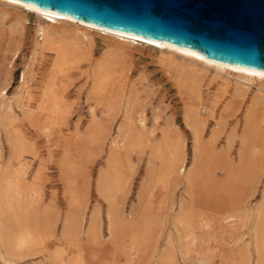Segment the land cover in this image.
<instances>
[{"label": "rangeland", "instance_id": "1", "mask_svg": "<svg viewBox=\"0 0 264 264\" xmlns=\"http://www.w3.org/2000/svg\"><path fill=\"white\" fill-rule=\"evenodd\" d=\"M0 9V111L11 100L0 128V264H195L197 256L255 264L251 234L264 222V105L253 107L256 83L236 92L230 76L225 90L213 70L200 72L197 99L178 86L175 62L161 60L158 48L94 34L93 44L74 38L78 50L69 43L79 56L58 77L62 112L40 116L33 111L55 54L34 51V12ZM23 13L28 21L15 18ZM104 52L112 65L93 87L92 68ZM23 69L33 99L16 96ZM187 104L205 120L194 155ZM124 112L132 122L143 113V135L122 138ZM177 137L181 172L165 165ZM21 231L30 239L18 249L10 242Z\"/></svg>", "mask_w": 264, "mask_h": 264}, {"label": "bare ground", "instance_id": "2", "mask_svg": "<svg viewBox=\"0 0 264 264\" xmlns=\"http://www.w3.org/2000/svg\"><path fill=\"white\" fill-rule=\"evenodd\" d=\"M0 4L6 5V6H9V7H13V8H15L16 11L22 10V11H25V12L26 11L34 12L38 16V18L40 19V21H39V23L37 24V27H36V32H37L38 35H40V38L34 40V43H33L34 51L36 50L40 54H42V53H44L46 51H51V52H53L55 54L54 58L52 59L53 61H52V65H51V68H50L51 71H50V74H49V77H48V81L49 82L47 84H45V86L43 88V93H42V95H43V98H42L43 99V102H41V104L37 106V110L35 109L34 111H33V108H31V106L29 107V105H30L29 103H27V105H26L29 108H31L34 113H35V111L36 112L38 111L37 113L40 114V116L43 115V116H45L47 118H50V117L54 116L55 114L58 115V114H60L62 112V111L60 112V107H59V105H60V99L61 98H60V96H58L59 93L57 92V87H56L57 84L60 85L59 82H60V79L61 78L59 79L58 77H59L62 69H64V68L66 69V67H65L66 64H67V66L69 64L74 65L77 62V61L75 62V60L77 58H75V55L76 54L74 55V53H75L74 50L76 49L73 46V44L75 45L74 42L75 41L77 42V40H79V41H82L83 43H87L88 42L89 44H91L92 42H94L93 41V38H92V35H94V34L102 35V36H104V37H106L108 39H111L112 42L115 41L116 43L125 44V45H129V46H132V45L135 44V45H140V46L148 47L150 49L158 48V50L161 53L160 55H163V58L161 60L166 61V62H172V61L175 62V63H173L174 64V69H175L176 73L178 74V76H176V83L178 84V86H180L185 91L190 92L192 97H195L197 99H200V94L202 93V92L200 93V91H201L202 88L199 89L200 87L198 88L196 86V84H198L197 83L198 81L196 82V78H198L197 77L198 74L200 72L204 74L206 71L213 70L214 71V74H215L214 77L216 76V78H219V80L221 82L220 85H222L223 89H225V90H227V88L232 83L231 80L229 79L230 76H232L235 79V81H234L235 82L234 83V89L233 90L236 91V92H239L243 88H246V89L247 88H250L251 86H253V83L255 82L256 85H257L258 94L255 95V97H254L256 99L253 100L254 101V106L253 107L255 109L256 107H262V106H260L262 104L264 105V71L261 70V69L243 67V66H239V65H236V64H231V63H227V62L213 60V59L207 58L206 56H204L203 54H201L200 52H198V51H196V50H194L192 48H188V47H178V46H176V45H174L172 43H169L167 41H160V40H154V39H146L144 37H140V36H136V35H132V34H127V33L119 32V31H113V30L105 29V28H102V27H99V26H95V25H92V24H88L86 22H83V21H80V20H77V19H74V18L65 16V15L59 14L57 12H54V11H51V10H48V9H43V8L37 7V6H35V5L31 4V3H27V2H24L22 0H0ZM15 18L16 19H20L21 18V19H23L25 21V20H27V14L23 13L20 16H17ZM68 26H69L68 29L65 28V27H68ZM57 34H60L63 37L62 40L57 39L58 38ZM74 38L77 39V40L74 41ZM65 39H68L69 41H67ZM69 43L70 44L73 43L72 46H73L74 49H72V47L70 49V44ZM116 43H114V44H116ZM78 45H80V43L77 44V46ZM81 45H83V44H81ZM79 48L81 49V46ZM117 49L119 50V48H117ZM77 50H78V47H77ZM108 50H109V48H108ZM34 51H33V53H34ZM108 53L107 52H104L98 58V60L95 62V64L93 65V68H92L93 70H92V74H91V78H92L91 80H92L93 85H94L93 87L99 88V86H101V84L104 81H106V79L108 77V74H109L108 73V70L110 69L109 66L112 65L111 64L112 60L108 57ZM113 53H114V51H113ZM44 55H45V53H44ZM111 55L112 54H110V56ZM76 56H79V55H76ZM177 57L178 58H181V60L175 61V59H177ZM79 62H80V59H79ZM68 68L69 67H67V69ZM25 70L23 69L22 72H20V76H19V80H18L19 83L16 86V92L15 93H16V96H17L18 100H19V98H22V96L25 97L26 100L27 99L29 100L30 98H32V99L34 98V97L31 96L32 93H30V91L27 89L28 88L27 87L28 85L26 84V72H25ZM111 70H113V72H114V69H111ZM113 77H115V76H113ZM200 78H202V77H200ZM62 81H63V79H62ZM215 81L217 82V80H215ZM109 83H107V84H109ZM104 85H106V83ZM91 87H92V85H91ZM2 93H4V95H7L6 89L2 90ZM18 100H15L16 103H17ZM10 101L11 100L8 99V102L3 101L2 104H1L0 128L2 126H4L5 120H7V114L11 110L10 109V103H9ZM39 101H41V98H40ZM29 102H31V100ZM23 109L25 110V108H23ZM23 109L21 108V111H23V114H24V110ZM199 109H200V107H198V106L197 107L195 106V108H192V106H189L188 105V107H186L184 109L185 111H184V116H183L184 117L185 124L189 127V129L192 130V136H193V155L196 152L197 143H199V141H200V130L202 128V125L205 124V120L200 115V110ZM27 110L28 109H26L25 111H27ZM34 113L32 115H34ZM9 115H10V113H9ZM123 117L125 118L124 119V124H122L123 122H121L120 124H122V125L121 126L119 125L120 128L118 127L119 128V131L123 135L122 138H125L126 141H130V138H131L129 136L130 134L137 135V136L134 135L135 137H138L140 135H143L142 131L145 130V126H144L145 125V121H144L143 113L140 112L137 115L136 119H134L135 121L133 120V122L130 119L129 114L125 113V115ZM45 128H46V126H45ZM167 129H168V127H167ZM162 131H163V129H162ZM221 131L222 130L218 128V130L217 131H214L213 134L221 133ZM210 134H209V136H210ZM119 137H120V135H119ZM128 147H129V144H128ZM156 147H158L157 149H159V146L158 145H154V148L155 149H156ZM168 147L170 149L169 151L172 152V154H169L168 153L169 156L166 159V163L164 162L165 165L167 164L166 167L167 168L169 167V169L172 168L173 170L176 169L179 172H181L183 170L182 165L179 166V167L176 165L178 163H182L183 162V152H182V144H181V141L179 140L178 137L176 139H174V140L172 139V140H170V144H169ZM17 149H19V148H17ZM176 152L178 153L177 157H175ZM115 155H118V154H115ZM17 157L19 158V156H17ZM195 158H196V156H195ZM112 162L113 161L109 162V164L110 165H113V164H111ZM188 175H189V172H188ZM3 184H5V183H3ZM6 184H7V182H6ZM2 189H4V187ZM7 195H10V193H8ZM4 202H5L6 205L8 204V201L6 199L4 200ZM262 209H264V203H263ZM260 212L263 214V217H264V211L261 210ZM178 224H179V222H178ZM187 226H188V224H187ZM224 229H226V228H224ZM25 232H22L21 231V233L15 235L14 238L11 239L10 244L12 243V245L14 247L18 248V249L21 248V247H23L24 245H26L28 243L30 237ZM178 232L181 233L180 231H178ZM183 233H185V232H183ZM251 235H252V242L254 243L255 264H264V222L263 221L260 222V223H258L254 227L253 234H251ZM1 242H3V241L1 240ZM3 247H4V245L2 246V248ZM11 247L9 249H11ZM9 249H7V250H9ZM2 252H4V251H2ZM6 255H8V254H6ZM195 257H196V255H195ZM205 258H203L201 256H197L194 262H195V264H207L206 261H205Z\"/></svg>", "mask_w": 264, "mask_h": 264}, {"label": "water", "instance_id": "3", "mask_svg": "<svg viewBox=\"0 0 264 264\" xmlns=\"http://www.w3.org/2000/svg\"><path fill=\"white\" fill-rule=\"evenodd\" d=\"M207 58L264 71V0H22Z\"/></svg>", "mask_w": 264, "mask_h": 264}]
</instances>
